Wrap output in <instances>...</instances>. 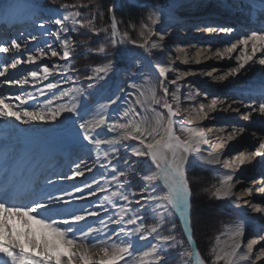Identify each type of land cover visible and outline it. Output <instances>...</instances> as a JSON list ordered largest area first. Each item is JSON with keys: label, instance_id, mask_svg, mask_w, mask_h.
I'll list each match as a JSON object with an SVG mask.
<instances>
[{"label": "snow or ice", "instance_id": "snow-or-ice-1", "mask_svg": "<svg viewBox=\"0 0 264 264\" xmlns=\"http://www.w3.org/2000/svg\"><path fill=\"white\" fill-rule=\"evenodd\" d=\"M49 2L55 5L57 0ZM217 3L230 7V0H217ZM243 3L248 6L250 17L255 11L259 28H250V34L238 38L223 52L214 53L223 58L225 53L235 52L238 45L243 46L241 55L236 57L238 66L215 76L218 81L247 71L246 66L256 53L264 51V0H243ZM186 6L185 0H167L159 9L150 12L148 19L152 26L164 24ZM76 7L65 3L61 5L62 10L40 8L32 16V31L7 38L0 34V54L5 57L11 54L0 62V88L20 89L15 93L0 94V120L12 119L21 125L35 122L66 124L73 130L71 141L76 148L70 174L63 173L57 181L45 177L41 186L29 189L23 198L14 186L0 188V264H169L168 253L177 248L182 249L179 255L186 257L183 264H241L242 261L256 264L264 259V249L253 256V249L264 240V235L248 240L247 252H241L246 222L240 220L228 225L230 243L227 247H220V236L216 237L218 243L211 249L208 261L193 247L192 191L186 166L196 161L211 166L220 164L224 144L221 143L215 153L208 152L204 156V146L209 144L204 135L205 127H189L178 119L182 93L177 81L188 73L170 79L175 59L180 57L172 59L171 63L166 61L169 57L166 29L157 27L153 30L145 24L140 32L142 39H133L128 32L122 35L118 32L113 15L110 36L113 51L109 53L112 58L103 65L92 67L90 74L81 75L70 59L75 52V41L69 33L77 31V25L79 28L93 26L95 15L84 20L78 19L82 16L79 11H63ZM108 11L114 13V7ZM52 24L58 26L55 32L47 27ZM93 30L95 35L108 32L107 28L94 26ZM198 30L228 35L235 31L231 26L211 23L198 26ZM47 36H54L55 40L50 41ZM249 44L251 54H246ZM105 51L103 45L98 48L99 53ZM121 51L131 58L136 72L146 77L142 83L132 78L136 73H122L117 68L115 57ZM200 54L198 52L197 56ZM51 58L58 60L40 63ZM183 62H189L187 53ZM256 63L264 66V57ZM22 65L26 66L24 73L14 76ZM30 65L33 67H27ZM207 75L212 76V73ZM54 76L59 79H50ZM112 76H123L124 79L113 86L110 83ZM81 78L89 81L86 88L62 87L76 84ZM29 87L34 91H29ZM57 89L59 91H55ZM43 97L46 99H38ZM30 102L42 107H25ZM217 106L218 100L212 99L210 104L201 103L198 112L195 108L192 111L203 121L209 119L205 108L216 112ZM244 107L248 109L241 113L245 120L255 112L264 116V94L255 104ZM228 108L240 112L231 105ZM191 123L189 120L188 124ZM109 133L113 135L109 136ZM102 145L108 148L102 151ZM256 157H264V135L259 138L254 151L248 155L241 152L233 163L243 165ZM137 166L143 171H137ZM227 166L231 168L232 164ZM86 172L94 173L91 180L84 179L70 187L58 186L59 181H75L85 177ZM221 175L223 179L212 196L238 208L239 204L232 200L236 195L233 176ZM135 178L142 182L138 189L131 186ZM259 182L264 184V175ZM258 191L264 192V188ZM243 192L245 196H251L253 188L243 189ZM100 193L104 195L99 196ZM91 197L97 199L74 206ZM149 209L155 218L151 224L145 222V213ZM177 217L190 246L188 249H184L183 239H177ZM143 241L148 243L141 244Z\"/></svg>", "mask_w": 264, "mask_h": 264}, {"label": "rangeland", "instance_id": "rangeland-1", "mask_svg": "<svg viewBox=\"0 0 264 264\" xmlns=\"http://www.w3.org/2000/svg\"><path fill=\"white\" fill-rule=\"evenodd\" d=\"M33 1L35 2L36 0H0V3L10 2L9 5L16 4V3H24V4L32 7L33 11L37 12L40 9V7L37 4H35L36 2L34 3ZM200 1H203L205 3L204 0H187L185 3L187 5L186 7H188V8L185 9L186 7H184L182 9H180L178 14L173 16V20L182 21L185 18L189 17V18H194L196 20L199 19V20L204 21V20H208L209 18L210 19H216L217 18L221 21V23H222L221 25L233 27L235 29L233 34H236V36L242 37L244 35H248V33L250 34L249 29L243 30L244 26L243 25L240 26L237 24L238 23V21H237L238 17L239 16L241 17L244 15V12L240 13L242 9L244 10V8L242 6L243 5L242 0H236V2H232V0H230V7L220 6L217 3V0H210L211 3L217 4L218 7H222V9H220L221 11H205V10L200 11V9H202V8H201V6H199V8H197V5L204 4L203 2H200ZM119 2H120V0L116 1V4L117 3L119 4ZM125 2H127L129 4H135V0H125ZM9 5H6L4 7L5 10L8 8ZM159 8L160 7H156V8L148 7V8H146L147 13H146L145 17L141 20V22L137 26H130L129 27V31H130V32H128L129 36H134L135 39L141 40L142 38L140 36V32H141L143 25L148 24L150 27L153 28L150 20L148 19L150 12L157 10ZM57 9L62 10L61 7L57 8ZM246 9H247V7H246ZM182 10H184V11H182ZM223 10H224V12H222ZM233 10H234L233 13L236 16H223L224 13L230 15L231 14L230 12ZM63 11H79L82 14V16L78 17V19H84V20L92 19V17L89 16L88 13L87 14L82 13V11L79 10L78 7L69 8V9L63 10ZM238 13H240V14H238ZM182 14H184L185 17L180 19V16H182ZM211 14H215V15H211ZM111 15H112V13L109 12V17H108L107 22L104 23V22H102V19H101V24L94 26V28H107L108 29L107 33L101 32L99 35H95L94 30H93V26H89L88 28H79L78 25L76 26L77 31L69 33V35H71L75 41V52L73 53V55L70 59L72 60L74 66L79 69V72L81 75H83L85 73L90 74V69L92 67L98 66V65H103L104 63H107V61L109 59L112 58L109 55V53H111L113 51L111 49V46H110ZM209 15H211V16H209ZM233 19H235V20H233ZM244 20H246V18ZM247 21H249V20L247 19ZM247 21H243V24H246ZM94 23L95 22L93 21V24ZM199 24H202V23H199ZM28 25L32 26L31 23ZM170 26H173V27H170ZM47 27H50L51 31L55 32L57 30L58 26L52 24V25H47ZM258 28L259 27H257V29ZM117 29L121 35L124 32H127V30H125L123 28H119L118 26H117ZM162 29H166V39L168 37L171 38V40H168V41L165 40V43L167 44V52L169 54V57L171 58V59H169V57H166L165 58L166 61L171 63L172 59H175L177 56L180 57V59H175V63L173 64L174 72L182 73L185 70L201 71L202 72L201 73L202 78L198 81L196 80V77H197L196 72L187 74L186 76L183 77V79H185V86L184 85L181 86V91L185 92L187 87L193 88V93L190 95V99H193V98L196 99V98H199L201 96H205L206 98L208 97L207 102L209 100H211L212 98H215V99H218L221 101V100H223V98H224L223 95H224V96H229L231 99H234V101L241 102L245 105L246 104H255L257 102L255 100V98H253V100H251L249 97L246 96V94L248 93L249 95H253L251 91H253L254 86L255 87H257V85L262 86L264 83V68L260 69V73L257 75V78L250 77L251 71H254L256 69V66L258 65V63H256V61L259 58H262L264 56L257 57L255 59L254 63L252 62L251 65L246 66L247 71L243 72L244 75L241 76V78H240V76L236 75L238 77V79L241 81L234 83L233 85H230L225 89H222V90H226V91H224L223 94H221L220 91L218 92L217 90H215V88L219 87V86L218 85L214 86V82L209 80L210 76L207 75V73H209L210 69H212L214 66H216V63L213 65H205V68L203 66H197V65L196 66L195 65L182 66L184 58L176 53L179 51L181 52V49H183V50H187L190 52L193 51V53L195 54V52L197 50L196 46L199 43V37H198V35H196L197 32L199 31L198 27H196V26L182 27L179 25H167L165 28H162ZM153 30H155V29L153 28ZM28 31H31V30L29 29L26 32H28ZM174 31H180V32L176 33ZM145 35L146 36L148 35V33L146 31H145ZM46 38L49 39L50 41L55 40L54 36H47ZM151 39H156V37H151ZM221 41L222 42H221V45L219 47V49H221V50H219V51L223 52V50L225 48L230 47L232 45V43L237 41V39H231V41H228L226 39H224V41H223V39H222ZM101 45L105 46V48H106L105 53H99L98 52V48ZM193 46H195V47H193ZM248 47H249L248 52H251V45L249 44ZM240 49L241 50L239 51V55H241V51H242L243 47H241ZM236 57H237V55H232V62L233 61L237 62ZM115 59H116L117 68L122 73L127 72L130 75L132 73H136V75H134L132 77L136 81H137L138 77H139V80H141V81H144L146 79V77H144L143 75L136 72V66L131 63V58L125 52L121 51V53L118 54L115 57ZM52 60H58V58L41 60L40 63H51ZM59 62L63 63V61H59ZM232 64H233L232 66L236 65V63H232ZM27 67H33V66L30 65ZM236 76H234V77H236ZM0 79H2V78H0ZM50 79H59V77L54 76V77H51ZM123 79H124L123 76H112V77H110V83H112L113 86H115V85L119 84ZM206 79H207V81H205ZM45 83H47V81H45ZM88 83H89V81H86V80L81 78L76 84L69 83V84L62 85V87H64V88H71V87H84V88H86ZM254 84H257V85H254ZM171 86L172 85H170V87ZM4 87H6V86H4ZM262 87H264V85ZM16 90L18 92V89H16ZM7 91L13 92V90L11 88L7 89ZM29 91H34V90L30 88ZM55 91H59V89H57ZM42 99H46V98H42ZM88 99L90 100L91 98L89 97ZM183 100H186V99H181V102H183ZM198 103L201 104V103H204V101L202 100V101H199ZM37 106L42 107V105H40V104H38ZM37 106H33V107H37ZM156 107L158 108L159 106H156ZM160 110L163 111L162 109H160ZM192 110H193V108L189 107V111L191 113L190 114L191 118L194 117L193 116L194 112ZM180 112L184 115L185 109H183L181 107ZM229 114H231V112ZM65 115L67 116L69 114H65ZM230 118H231V120H230ZM230 118H226V117L219 118L217 116L216 118H214V120H216L218 122L217 123H210V122L206 123L204 125L205 131L211 127L217 128L220 125H222L221 124L222 122H226V124L228 123V125L230 124L233 126H238L239 129L244 128L245 130L243 133L245 135V138L243 137V139H245L246 142L251 141L253 138H257L258 136H260L262 134L264 135V125H262V124L256 125L255 124L253 127H247L246 123L244 122L245 120H244L243 116L241 115V113H239L236 118H233V117H230ZM260 119L261 118H258L257 122L258 121L262 122L263 119H261V120ZM185 124L187 125L188 121H186ZM51 125H54V124L35 122L33 124H30V125H21V124H19L18 121L16 122L15 120H12V119L0 120V131H1L2 135L7 136L6 138H9V140L12 138L11 140L18 141L20 139L19 134H22L23 133L22 131H24L25 129H27V130L33 129L34 127H38V126L49 127ZM232 132L233 131L229 132L230 135H234L235 131L233 132V134H232ZM254 132L257 134L256 135L257 137H255L254 135H251ZM212 133L214 135L215 131H212ZM72 134H73V131H71V135L68 138L69 143H72V141H71ZM108 135L111 136L113 134L109 133ZM6 138H5V141H8V139H6ZM17 145H18V143H16L15 146H17ZM33 146H35V145H32L31 147H33ZM89 147H91V146H89ZM107 148H108L107 145L101 146L102 151L104 149H107ZM73 151H76V149L74 148ZM72 154H73V152H72ZM92 155L94 157L95 152ZM123 155H124L123 150H121V156L123 157ZM232 156L233 155H231L229 153H224V155L221 157V163L218 164L217 168H223L226 165L227 170L232 174V176L234 178L232 183L235 184L234 191H236V195L233 196V198H235L234 201L237 204H239V207H240L244 203L243 197L241 195L244 192H243V190H241L242 188L240 187V185L245 180H247L249 185H244L243 189L253 188V196H255V197L264 196L263 195L264 192L260 191L261 193H258L259 192L258 189L264 188L262 186L264 184L258 185L259 181H260L259 179H261V176L264 175V174L260 173V171H262V170L264 171V159L263 160L260 159V161H258V163L253 164L252 166L247 168L245 171L243 170L244 171L243 173H245V174H248L250 171L253 172L254 170H257L254 173L255 175H253L252 177L243 178L242 175H238V173L235 172L233 166L231 168H229L227 166L228 164H230ZM72 157H73V155H72ZM61 158H64V157L61 156ZM60 159L56 160L55 162L60 161ZM132 159L134 160L135 158H132ZM71 165L72 164H70V166ZM70 166H68L66 169H64V172H67L68 174H70ZM56 167L57 166H55V164H54V167L51 170L55 169ZM191 168H196V170H198L199 172L206 174L208 183L206 184V186L203 190L205 198L207 199L206 204L209 206H212V205L217 206L218 212L221 214V217H222L221 220L218 222V224L216 223L217 225L212 226L213 230L209 233L207 246L206 247H200V249H199L202 258H205V260L208 261L210 259L211 249L214 246H216L218 243L216 240V237L220 236V242L219 243H221L226 237L225 233H223L225 228L229 224H231L233 221H235L239 215L237 214L235 209L233 210L232 208H230V205L227 203V201L224 202L223 200H218L212 196V192L215 191V187H219L220 182H221L219 180V176L215 173V171L213 169L209 168L208 166L206 167L204 165H201L197 162H190L187 166L186 174ZM137 171H143V168L140 166H137ZM96 174H98V173H96ZM83 179H84V177H78L75 180V182L67 181L69 183H66L64 186L70 187V185L72 183H78L79 184L83 181ZM253 181H257V182L255 184H252V183H254ZM59 182H61V181H59ZM131 186L133 189H138L139 187L142 186V182L138 178H135V179H133V183ZM254 193L256 195H254ZM98 195L103 196L104 194L100 193ZM96 199H97V197H91L88 201H84V202L81 201V202L83 204L84 203H92ZM74 206L79 207L80 203L76 204ZM134 207H138V206L134 205ZM243 208L245 210L246 215H251V213L253 212L252 210L246 209L245 204H244ZM260 209H261L260 213H261L262 217H261V219H259V223L257 224V226H259V228L264 226V215H263L264 214V208L261 207ZM169 219H172V218H169ZM145 222L148 224L155 222V218H154L153 214L151 213L150 209L145 213ZM176 223H177V230H176L177 239H183L185 241L184 249H188L189 245H188L184 235L182 234L180 224L177 221V219H176ZM248 231H249V229L245 230V239H244V242H243L242 247H241V249H243V250H247L246 244H247L248 240L254 239V238H259V236L264 235V231H261V230H259L257 233H252L253 230H251V233H247ZM222 233H223V235H222ZM151 239L152 238L149 237V240H151ZM153 242H155V241H153ZM140 243L146 244L148 242L143 241ZM261 249H264V240H262L259 244H257L255 246V248L253 249V256L259 255ZM181 250L182 249H180V248L170 250V252L168 253L169 264H183V261L186 259V257H182L179 255ZM221 264H223V262H221ZM256 264H264V263H260V260H259L256 262Z\"/></svg>", "mask_w": 264, "mask_h": 264}, {"label": "bare ground", "instance_id": "bare-ground-1", "mask_svg": "<svg viewBox=\"0 0 264 264\" xmlns=\"http://www.w3.org/2000/svg\"><path fill=\"white\" fill-rule=\"evenodd\" d=\"M118 1V0H116ZM187 0H185L186 2ZM205 3L203 1L204 4H200L197 5V8H199V6H201L202 9H200V11H221L220 9H222V7H218L217 4L211 3L210 0H204ZM207 2V3H206ZM10 2L8 3H0V18H2V15H4L6 13V10H2L6 5H9ZM188 7H186L185 9H187ZM8 12L10 13H14L15 15H13L12 17H14L13 22L17 23V22H22V21H28L33 14V8L30 7L29 5H26L24 3H16V4H11L8 6ZM184 9V10H185ZM182 10V11H184ZM224 12V10L222 11ZM234 10L231 11L230 15L229 14H225L223 16H236L234 13ZM243 16H239L238 20L241 21V23H238V25H242L244 19H250L251 17L249 16V14L247 13V11H244L243 9L241 10L240 13H243ZM211 13V12H210ZM238 13V14H240ZM184 15V14H182ZM211 15H215V14H211ZM209 15V16H211ZM253 16H256L255 11H253L252 13ZM251 15V16H252ZM191 17V16H190ZM11 18V17H10ZM209 18V17H208ZM254 18V17H253ZM256 18V17H255ZM4 20V19H3ZM235 20V19H233ZM202 23V24H199ZM207 23H211V24H222L221 21L219 19H208V20H196L194 18H185L182 21H178V20H173V16L171 18H169L167 20L166 23L164 24H157L155 26H153V28H157V27H161V28H165L167 25H179L182 27H193V26H203L204 24ZM246 27L253 28L252 24L250 22H248V24L246 23ZM5 35H8V29L7 31H4ZM176 33L180 32V31H174ZM249 34V33H248ZM199 37V43L196 46L197 50L195 52V54L193 53V51H179L176 52L178 55H180L181 57L185 58V53H187V59H188V63H182V66H188V65H197V66H203L205 68V65H213L216 63V66H214L212 69H210L209 72L212 73V76L209 77V80L214 82V86H219L216 87L215 90H217L218 92L220 91L221 94H223L224 91L226 90H222L227 88L230 85H233L234 83H237L241 80L238 79L237 76H243V70L241 74H238L236 77H228L226 80L224 81H218L216 79H214L215 76L221 75L227 71H229L231 68L233 67H237L238 64L237 62H232V55H237V57H239V51L241 50L240 48L243 47L242 45H238L237 50L231 54L225 53L223 58L220 57H216L214 55V53L216 51H219L221 49H219L220 45H221V40L226 39L228 41H231V39H238L240 38L239 36H236V34H232V35H228V34H224V33H213V34H209L206 33L204 31H198L197 34ZM171 40L170 37H168L166 39V41ZM237 42V41H236ZM234 42V43H236ZM233 44V43H232ZM251 45V44H250ZM131 47V46H129ZM195 47V46H193ZM231 47V46H230ZM259 47V45H258ZM208 49H211V51H207ZM249 49V47H248ZM203 50V51H201ZM133 51H139L138 49H133ZM201 52V54L199 56H197V53ZM247 54H251V52H247ZM11 56V54H9V57ZM229 56H231V58H229ZM260 56H264V51H258L256 53V55L253 58V63L255 62V59L257 57ZM9 57H5L3 54H0V62H3L5 59L9 58ZM197 60H199L200 62L197 63ZM250 62V65L251 63ZM232 63H236L235 66H232ZM264 68V66L261 65H257L256 69L254 71H251L250 73V77L253 78H257V75L260 73V69ZM22 71V72H21ZM25 71V67L22 65L20 67L19 70L15 71L13 73L14 76H20L24 73ZM182 72V71H181ZM184 72H187L188 74L196 72L197 77L196 80H200L202 78V72L201 71H191V70H185ZM183 73V72H182ZM181 73L180 72H171L169 73V77L171 78H176L177 76H179ZM189 77V76H188ZM207 81V79L205 80ZM252 81V80H251ZM137 82L138 83H142L143 81L139 80V77L137 78ZM177 83L180 86H185V79H181L178 80ZM188 85V84H187ZM172 88H174L175 86L172 85ZM260 87V88H259ZM218 88V89H217ZM256 88H259L257 90H254V92L252 91V94H256L258 91H261V89H264L262 86H257ZM7 89H10L9 87H2L0 88V92H6ZM13 90V88H11ZM18 91H20V89H18ZM182 99H186L183 100V102H181V107L183 109H185V114L183 115L180 112V115L178 117V119L184 121V123H186V121L191 120L192 123L189 124H185L186 126L189 127H197L199 126H204L206 123H217L218 121L214 120V118H216L217 116L219 118H236L237 115L239 113L242 112H246L248 111L247 108L244 107L245 104L238 102V101H234V99H231L229 96H224L223 95V100H218V110L216 112H209L207 107L205 108V112H208V116L209 119L207 120H199L196 116V112L199 111V101H204L205 105L210 104L212 99L209 100L207 102V98L205 96H201L199 98H193L190 99V95L193 93V88L191 87H187L185 92H182ZM150 95V93H149ZM214 97V96H213ZM46 98V97H43ZM41 99L42 98H38ZM169 99H171L169 97ZM15 103H19L18 101H16ZM38 103L35 102H30L29 105H26V107H31V106H37ZM228 105H231L232 108H239L240 112H234L231 109L228 108ZM189 107L192 108H196V112H194L193 114V118L190 117V111H189ZM221 109H227L226 111H222ZM231 112V114H229ZM149 115H151L149 113ZM66 116V115H65ZM261 118L263 119L262 122H257V119ZM64 117H61V120H63ZM260 119V120H261ZM219 120V119H218ZM229 120V119H228ZM231 120V118H230ZM245 120V119H244ZM220 121V120H219ZM17 122V121H16ZM246 123L247 127H253L255 124H262L264 125V116H261L258 112H255L252 114V116L249 117L248 120L244 121ZM222 125H220L217 128H209L204 132V135L207 137V139L209 140V144L204 146V151H203V155L207 156L208 152H213L215 153L218 148L220 143L222 142L224 144V149H223V153H229L232 156V159L230 161V164H232V166L234 167V170L236 173H238V175H242L243 178H249L252 177L253 175H255L254 173L257 170H254L253 172L250 171L248 174L243 173L247 168H249L250 166H252L253 164L258 163V161L263 160L264 157H256L255 159H252L250 162H246L243 165H239L237 166L238 162L233 163L235 161L236 155L240 154L241 152H243L245 155H248L249 152H252L255 150V147L258 146L259 143V138L263 135L260 136H256L257 138H253L251 141L246 142L245 139H243V137L245 138V135L243 132H240L238 126H233V125H228V123L226 124V122H222ZM244 126V125H243ZM241 128V127H240ZM71 131H73L68 125L66 124H61L59 122H57L54 125H51L49 127H42V126H38V127H34L33 129H25L24 131H22V134H19V137L21 139V147L16 148L14 150L15 153H17L18 159L15 161L14 167L12 168L13 172L17 175H21L22 172L24 171L23 168L29 167V168H33V166L36 164V160L38 158L41 159H45L47 154L43 153L42 151L46 150L47 148L52 147L55 144L59 145V148H61V152H59L60 156L64 157L61 163V166L64 168L67 165L72 164V161H74L76 158L72 157V152L74 153L75 151H73V149L75 148V145L73 143H69V136L71 135ZM212 131H215L214 135L212 133ZM230 131H235L234 135H230ZM232 132V134H233ZM253 135V134H251ZM5 141V138H4ZM35 145L34 148H32V151L28 154L24 153L26 149H28L30 146ZM1 147H3V145H1ZM4 147L10 148L11 145H6ZM76 149V148H75ZM69 157V158H68ZM191 160V158H190ZM197 163L204 165V166H208L209 168L213 169L215 171V173L219 176V180L221 181L223 179V176L221 174H230L232 175L228 170L226 165L223 168H217L218 165L215 166H211V165H205L200 163L199 161H196ZM188 166V165H187ZM187 166H186V171H187ZM46 166H44L45 168ZM43 168V167H42ZM244 170V171H243ZM95 172V170H94ZM248 172V171H247ZM260 173L264 174V171H260ZM60 176L62 175L61 172L59 173ZM94 173H87L85 174L84 179H88L91 180L92 176ZM83 179V180H84ZM260 180V179H259ZM255 184L257 181H253ZM221 183V182H220ZM63 184V183H62ZM251 184V183H250ZM244 185H249V183L247 182V180H245L244 182H242V184L240 185V187L242 188L241 190H243V186ZM258 185H262L260 182ZM264 187V185H262ZM258 193H261L260 191ZM243 197V202L245 200L249 201L248 203H243L242 206L240 207H236L235 204L230 203L227 201V203L230 205V208H232L233 210L235 209V211L237 212V214L239 215L237 217L236 220H240L241 222H246V230L249 229V231L247 233H257L259 230H261V228H259V226H257V224L259 223V219H261L262 215L260 212H257L256 209L257 208H264V196L261 197H255L253 196V193L251 196H245L244 193L241 194ZM254 195H256L254 193ZM264 195V194H263ZM232 200L234 201L235 198L232 197ZM224 202H226L225 200H223ZM245 204L246 209L248 210H252L253 212L251 213V215H246L245 210L243 208ZM264 215V214H263ZM177 221L179 222L178 217L176 218ZM235 220V221H236ZM180 224V223H179ZM226 237L225 239L220 243V247H227V244L230 243V239H229V234H228V226L225 228L224 232ZM196 247V246H195ZM241 252L246 253L247 250H243L241 249ZM260 263H264V259L260 260ZM241 264H249V262H241Z\"/></svg>", "mask_w": 264, "mask_h": 264}, {"label": "trees", "instance_id": "trees-1", "mask_svg": "<svg viewBox=\"0 0 264 264\" xmlns=\"http://www.w3.org/2000/svg\"><path fill=\"white\" fill-rule=\"evenodd\" d=\"M38 2L43 8H59L65 3L76 5L82 13H88L91 17L95 15L93 26L101 24V19L102 22H107L109 17L108 9L113 4V0H57L55 5L51 4L49 0H38ZM166 2L167 0H135V4H129L125 0H120L112 14L115 15L117 26L130 32L129 27L137 26L145 17L146 8L161 7ZM81 4H85L87 7H80ZM130 37L135 39L134 36ZM187 175L192 191V232L196 248L199 250L200 247L207 246L209 233L213 230L212 226L217 225L222 217L218 212L217 206L206 204L207 199L203 193L208 183L206 174L199 172L196 168H191Z\"/></svg>", "mask_w": 264, "mask_h": 264}, {"label": "water", "instance_id": "water-1", "mask_svg": "<svg viewBox=\"0 0 264 264\" xmlns=\"http://www.w3.org/2000/svg\"><path fill=\"white\" fill-rule=\"evenodd\" d=\"M115 6H116V0H114L113 1V5H112V7H114L115 8ZM111 23H112V15H111ZM180 228H181V231H182V234H183V228H182V226L180 225ZM185 237V236H184ZM185 239H186V241H187V238L185 237ZM190 247V246H189ZM193 247H195V244L193 245Z\"/></svg>", "mask_w": 264, "mask_h": 264}]
</instances>
